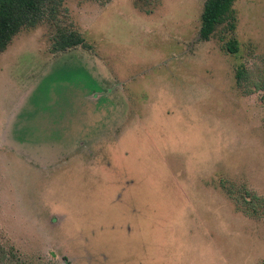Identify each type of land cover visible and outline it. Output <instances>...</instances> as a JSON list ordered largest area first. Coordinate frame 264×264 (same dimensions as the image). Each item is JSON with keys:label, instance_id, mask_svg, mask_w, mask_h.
Returning <instances> with one entry per match:
<instances>
[{"label": "rangeland", "instance_id": "obj_1", "mask_svg": "<svg viewBox=\"0 0 264 264\" xmlns=\"http://www.w3.org/2000/svg\"><path fill=\"white\" fill-rule=\"evenodd\" d=\"M204 3L63 0L91 49L0 53V264H264V0L209 40Z\"/></svg>", "mask_w": 264, "mask_h": 264}, {"label": "trees", "instance_id": "obj_2", "mask_svg": "<svg viewBox=\"0 0 264 264\" xmlns=\"http://www.w3.org/2000/svg\"><path fill=\"white\" fill-rule=\"evenodd\" d=\"M149 1V0H147ZM236 0H205L201 14L200 37L209 40L221 27L228 31L236 29ZM63 16H67V9L63 0H0V53L7 50L17 34L26 29L36 28L42 24H49L52 28L51 40L54 52H66L75 48L91 49L85 36L67 25ZM230 52L238 51L235 39L227 43ZM239 82L244 79V72H237ZM230 193L237 205L247 214L260 217L264 214V197L243 187L241 190L233 186ZM243 205V206H242Z\"/></svg>", "mask_w": 264, "mask_h": 264}]
</instances>
